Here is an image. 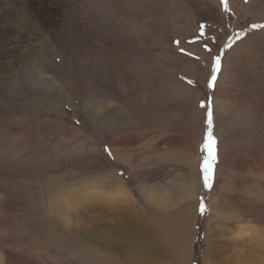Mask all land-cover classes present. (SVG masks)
<instances>
[{
    "label": "rangeland",
    "instance_id": "374dc122",
    "mask_svg": "<svg viewBox=\"0 0 264 264\" xmlns=\"http://www.w3.org/2000/svg\"><path fill=\"white\" fill-rule=\"evenodd\" d=\"M0 264H264V0H0Z\"/></svg>",
    "mask_w": 264,
    "mask_h": 264
},
{
    "label": "snow or ice",
    "instance_id": "6c2138e0",
    "mask_svg": "<svg viewBox=\"0 0 264 264\" xmlns=\"http://www.w3.org/2000/svg\"><path fill=\"white\" fill-rule=\"evenodd\" d=\"M221 3L226 4V0H221ZM225 11H227V7H225ZM200 34L201 36H203L204 35L203 31H201ZM225 47L228 46L225 45ZM221 69H222L221 58L217 56L212 61L210 75L207 79V87L209 89H213L215 87L218 74L221 72ZM188 83L191 84L192 81H189ZM200 107L206 109L205 132L203 135V143L201 145V151L204 153V156L200 171H201V178L203 180V187L205 189H210L212 187L211 181L214 178V161L216 158L214 152L216 140L213 135L214 111L210 104L206 105L204 102H201ZM199 211L201 215H203L206 211V206L203 201L200 202Z\"/></svg>",
    "mask_w": 264,
    "mask_h": 264
},
{
    "label": "bare ground",
    "instance_id": "6f19581e",
    "mask_svg": "<svg viewBox=\"0 0 264 264\" xmlns=\"http://www.w3.org/2000/svg\"><path fill=\"white\" fill-rule=\"evenodd\" d=\"M27 16L31 17L30 15H27ZM118 184L122 188L123 184L121 182H118ZM197 188H198L197 180H194L191 184L188 185V187L186 189H183V191H182V195H183L182 196V200H185V201L188 200L186 205H188V204H190V205L193 204L194 205L196 194H197ZM123 192H124V190H121V194ZM149 199H150V196H149ZM195 206H197V204H195ZM122 221H123V219L119 220V222H122ZM91 237L92 238H90V245H89V248H88L89 255H87V260H88L89 263H93L94 261H96L98 259H103V258L107 257V254L104 253V250H102L100 247L96 246L99 243L98 237L97 236L94 237V235H91ZM140 243H141L140 239H134L131 242V245H130L131 249L136 251L140 247ZM113 257H114V255H113ZM108 258H110V256H108Z\"/></svg>",
    "mask_w": 264,
    "mask_h": 264
}]
</instances>
